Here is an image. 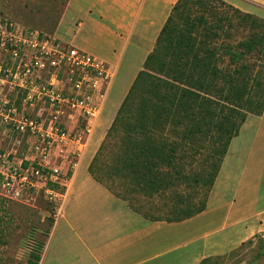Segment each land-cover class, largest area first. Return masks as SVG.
Here are the masks:
<instances>
[{
  "label": "crops",
  "instance_id": "crops-1",
  "mask_svg": "<svg viewBox=\"0 0 264 264\" xmlns=\"http://www.w3.org/2000/svg\"><path fill=\"white\" fill-rule=\"evenodd\" d=\"M4 1L8 6L2 2L0 7L7 13L0 15L13 19L20 27L34 29L25 24L43 20L40 11L28 18L25 0ZM56 1L59 7L53 8L47 19L53 24L51 35L34 30L94 55L108 63L115 75L103 104L101 125H96L68 181L62 215L52 228L38 264H155L163 254L157 253V247L166 243L184 248L189 237L201 233L213 250L207 254H220L263 232L264 113L247 116L226 155L215 161L212 183L207 187L199 184L198 191L200 185L206 188L201 191L207 198L205 210L176 223H155L144 216H155L151 210L155 205L150 202L157 196H169L171 200L182 183L187 185V144L178 146V158L170 163L159 152L163 144L169 145L167 149L174 146L171 142L177 139L172 136L124 117L120 118L125 127L107 128L115 115L119 117L124 98L178 0ZM112 104L116 112L111 115L107 109ZM111 135L119 137L115 145L106 143ZM201 166L203 174L204 163ZM211 169L214 171V167ZM141 196L148 201L147 210L139 203ZM170 214L171 208L164 213ZM62 220L65 226H61ZM171 225L179 230L176 239L156 243V230ZM182 227L188 229L187 236H182ZM63 229L68 236L62 234Z\"/></svg>",
  "mask_w": 264,
  "mask_h": 264
},
{
  "label": "trees",
  "instance_id": "trees-1",
  "mask_svg": "<svg viewBox=\"0 0 264 264\" xmlns=\"http://www.w3.org/2000/svg\"><path fill=\"white\" fill-rule=\"evenodd\" d=\"M253 59L264 62V18L226 0H178L118 114L177 139L159 152L170 163L177 160L181 143L191 150L209 149L213 159L204 173L191 175L198 185L211 184L215 161L226 155L248 112L264 113V99H253L262 84ZM203 209L201 204L195 213ZM39 259L32 253L19 264Z\"/></svg>",
  "mask_w": 264,
  "mask_h": 264
},
{
  "label": "built area",
  "instance_id": "built-area-1",
  "mask_svg": "<svg viewBox=\"0 0 264 264\" xmlns=\"http://www.w3.org/2000/svg\"><path fill=\"white\" fill-rule=\"evenodd\" d=\"M114 75L94 55L0 15L2 196L20 200L33 189L60 199L59 186L79 163ZM4 135H17L25 151L5 150Z\"/></svg>",
  "mask_w": 264,
  "mask_h": 264
},
{
  "label": "rangeland",
  "instance_id": "rangeland-1",
  "mask_svg": "<svg viewBox=\"0 0 264 264\" xmlns=\"http://www.w3.org/2000/svg\"><path fill=\"white\" fill-rule=\"evenodd\" d=\"M226 1L240 7L244 12L253 13L264 18V0ZM2 2L5 1L0 0L1 4ZM5 4H7V2H5ZM24 5L27 7L28 18L31 17L35 11H40L44 15L41 17V19H43L41 22L32 24L28 23L25 25L29 28L39 29L44 33L51 35L50 29L53 28V24L47 19L48 16L53 13V8L56 9L59 7L57 1L25 0ZM6 6H8V4ZM6 13L5 9L1 5L0 14L6 15ZM9 19L13 21V19ZM253 61L256 64L255 70H259L257 72V80L262 81L263 84L264 62H257L256 59H253ZM262 84L257 85L255 88L256 92L255 96L253 97L255 101L264 99V94L262 93ZM115 106V104H112L110 107H108L107 111L109 114L116 112ZM249 114L254 113L248 112V115ZM120 117L122 116L119 115L118 117L115 115L114 119L110 120L107 128L112 129L115 127H125L126 124ZM102 119L103 115H101L100 119L98 120L97 127L101 125L100 123ZM73 126L74 125H72L70 129H72ZM110 133L112 134V131ZM16 139L17 135L2 136V147L8 151H12L13 149L18 150L20 155L25 150L22 149V147L18 148V146H16ZM116 142H119L118 135H111L106 138V143L110 145H115ZM188 148L190 147L188 146ZM201 150L202 152H200ZM211 159H213L212 152L209 149L195 147L193 150L189 149L187 153L189 175L196 171L198 174H200L202 167L201 164L204 163V165H208L206 162H210ZM74 170V167L69 168L65 184L59 186L60 188L58 190L62 196L57 201H53L47 198L43 192H37L33 189L27 190L20 200H11L0 194V264H19L26 262L32 253H35V255L42 254L44 245L50 236L52 228L62 215L63 203L69 183L68 181ZM64 171L66 172L67 170ZM189 179L190 180L187 185L182 183L178 191V194L180 195L178 200L176 193L173 195L171 194V200L169 196L164 198L165 200L163 197L158 198L159 196H157V198L150 202L151 204L155 205V207L151 209L155 216H144V218L148 220L150 219V221H155V223H176L193 217V215L189 216L187 214H194L196 210H200L201 204H204L203 210H205L207 198L203 192L206 189L205 187L208 185H206V183L203 184L205 187L200 185L201 191H203L201 192L197 190L199 185L196 182V177L191 175V177L189 176ZM201 181L203 182L204 179ZM179 200L181 201L180 203L178 202ZM167 202L170 205L172 204L170 208L171 211H173V214L164 215V213H167L170 209L169 207L165 206ZM139 203L140 205L142 204L144 206V210L149 208L148 201L142 196L139 200ZM61 226H65L64 220L61 221ZM187 231L188 229L182 227V236H185ZM156 232L155 241L156 243H159V245L162 242L166 243L167 241L176 239V236L179 234L178 228L175 229L174 226H172V228L167 226L165 229L163 228L159 231L156 230ZM62 234L64 236H68L64 229ZM203 237H205V234L201 233L199 237H189L186 240L187 246L185 245L184 248H175L174 246L176 244L174 245V242L166 243L164 246L162 245L157 247V253H163V257L159 256V258H157L159 260H157L155 264H264V231L257 233L251 238L243 241L235 248L229 250L225 249L226 251L220 254H207L213 252V250L208 247L210 243L206 244ZM183 240H185L184 237Z\"/></svg>",
  "mask_w": 264,
  "mask_h": 264
}]
</instances>
